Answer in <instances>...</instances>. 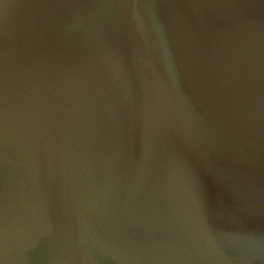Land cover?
<instances>
[{
    "label": "water",
    "instance_id": "1",
    "mask_svg": "<svg viewBox=\"0 0 264 264\" xmlns=\"http://www.w3.org/2000/svg\"><path fill=\"white\" fill-rule=\"evenodd\" d=\"M0 264H264V0H0Z\"/></svg>",
    "mask_w": 264,
    "mask_h": 264
}]
</instances>
